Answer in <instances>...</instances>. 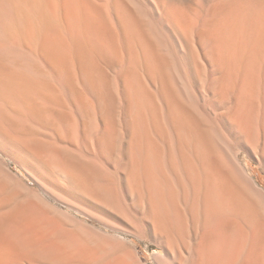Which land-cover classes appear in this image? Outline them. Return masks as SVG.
Returning <instances> with one entry per match:
<instances>
[{"label": "bare ground", "instance_id": "obj_1", "mask_svg": "<svg viewBox=\"0 0 264 264\" xmlns=\"http://www.w3.org/2000/svg\"><path fill=\"white\" fill-rule=\"evenodd\" d=\"M0 153V264H264V0H0Z\"/></svg>", "mask_w": 264, "mask_h": 264}, {"label": "rangeland", "instance_id": "obj_2", "mask_svg": "<svg viewBox=\"0 0 264 264\" xmlns=\"http://www.w3.org/2000/svg\"><path fill=\"white\" fill-rule=\"evenodd\" d=\"M4 155L3 153H0V158L3 159ZM5 158V157H4ZM7 164L10 166L11 170L14 171L13 173H16L19 177H21L22 179H24L25 181H27L32 187L36 188V185L34 182L29 181L27 174H25V171H22L23 169L14 161V160H10L7 161ZM249 168H250V174L253 178L256 179L257 183L264 187V171H262L258 165H256L255 163L252 162H248ZM49 199V202L56 205L57 207L62 209H65V206L60 205V203L56 202L53 199ZM71 213H73L74 211L69 210ZM74 214H77L76 212H74ZM79 216V215H78ZM80 218H83L85 220H87L89 223L95 225L96 227H102L101 224H99L97 221L95 222V220H91L89 218H85L84 215L82 216L80 214L79 216ZM139 251L142 253V259L146 260L148 263L153 264V260L155 255H157L159 253L160 250H158L155 246L147 248V245L144 243H140L139 242Z\"/></svg>", "mask_w": 264, "mask_h": 264}]
</instances>
